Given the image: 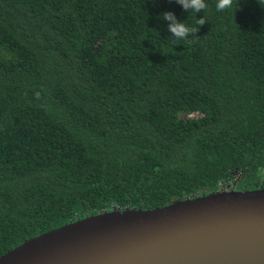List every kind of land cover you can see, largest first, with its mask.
<instances>
[{
  "label": "trees",
  "instance_id": "obj_1",
  "mask_svg": "<svg viewBox=\"0 0 264 264\" xmlns=\"http://www.w3.org/2000/svg\"><path fill=\"white\" fill-rule=\"evenodd\" d=\"M205 2L0 0V254L103 209L264 186V8ZM165 11L207 21L186 43Z\"/></svg>",
  "mask_w": 264,
  "mask_h": 264
},
{
  "label": "water",
  "instance_id": "obj_2",
  "mask_svg": "<svg viewBox=\"0 0 264 264\" xmlns=\"http://www.w3.org/2000/svg\"><path fill=\"white\" fill-rule=\"evenodd\" d=\"M0 264H264V186L103 209L23 240Z\"/></svg>",
  "mask_w": 264,
  "mask_h": 264
},
{
  "label": "clouds",
  "instance_id": "obj_3",
  "mask_svg": "<svg viewBox=\"0 0 264 264\" xmlns=\"http://www.w3.org/2000/svg\"><path fill=\"white\" fill-rule=\"evenodd\" d=\"M176 3L183 6L184 10H191V13L195 12L196 14L207 9L208 5L205 0H175ZM261 7L264 8V0H258ZM234 0H217L216 10L224 11L233 6ZM163 20L169 21L167 28L171 33V37L175 38V40H183L186 43H191L188 40L189 35H195L198 32L200 26H203L207 21L205 15L203 17L197 18L198 28H191L185 24V22H181L177 19V16L172 11H165L160 14Z\"/></svg>",
  "mask_w": 264,
  "mask_h": 264
},
{
  "label": "rangeland",
  "instance_id": "obj_4",
  "mask_svg": "<svg viewBox=\"0 0 264 264\" xmlns=\"http://www.w3.org/2000/svg\"><path fill=\"white\" fill-rule=\"evenodd\" d=\"M232 181H233V180H232ZM230 183H231V182H230ZM230 183H229V184H230ZM229 184L227 183V184H226V187L229 186Z\"/></svg>",
  "mask_w": 264,
  "mask_h": 264
}]
</instances>
